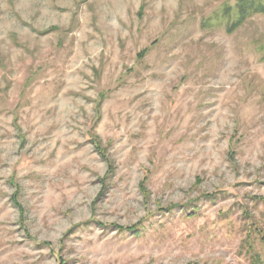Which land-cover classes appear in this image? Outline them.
Here are the masks:
<instances>
[{
  "label": "rangeland",
  "instance_id": "obj_1",
  "mask_svg": "<svg viewBox=\"0 0 264 264\" xmlns=\"http://www.w3.org/2000/svg\"><path fill=\"white\" fill-rule=\"evenodd\" d=\"M243 1L0 0V264H264Z\"/></svg>",
  "mask_w": 264,
  "mask_h": 264
},
{
  "label": "trees",
  "instance_id": "obj_2",
  "mask_svg": "<svg viewBox=\"0 0 264 264\" xmlns=\"http://www.w3.org/2000/svg\"><path fill=\"white\" fill-rule=\"evenodd\" d=\"M245 2V4L247 3V5H245L243 3V6H242V11H247V9H250V10H253V11H264V7L260 4V8H257L259 6H254L255 5V1L253 0H249V2H246V1H243ZM172 208H167L166 210H171ZM116 229H118V231L120 232H134V233H137V228L136 226L134 227H116Z\"/></svg>",
  "mask_w": 264,
  "mask_h": 264
}]
</instances>
